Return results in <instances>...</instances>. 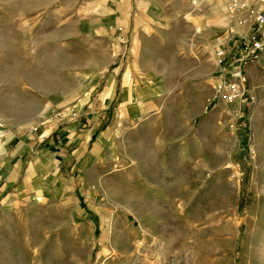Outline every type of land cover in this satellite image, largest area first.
<instances>
[{"label":"rangeland","instance_id":"rangeland-1","mask_svg":"<svg viewBox=\"0 0 264 264\" xmlns=\"http://www.w3.org/2000/svg\"><path fill=\"white\" fill-rule=\"evenodd\" d=\"M232 1L0 0V171L36 185L0 190V264H264V49L245 102L216 56L259 6Z\"/></svg>","mask_w":264,"mask_h":264},{"label":"built area","instance_id":"built-area-1","mask_svg":"<svg viewBox=\"0 0 264 264\" xmlns=\"http://www.w3.org/2000/svg\"><path fill=\"white\" fill-rule=\"evenodd\" d=\"M256 4H263L264 0H251ZM238 1L230 3L229 9H237ZM251 23L256 27V33L247 41L243 42L237 51V57L231 62L227 60V52L220 47L216 50V56L223 66L224 74L228 75L219 87V99L225 103L235 101L245 102L251 97L246 88L248 76L246 74L247 64L259 58L264 49V11L260 7L251 12Z\"/></svg>","mask_w":264,"mask_h":264},{"label":"crops","instance_id":"crops-1","mask_svg":"<svg viewBox=\"0 0 264 264\" xmlns=\"http://www.w3.org/2000/svg\"><path fill=\"white\" fill-rule=\"evenodd\" d=\"M28 164V161H27ZM8 167L7 164H5V167L1 169L0 171V190H7L8 188L11 187H16L17 190H36V185L34 183V171L33 168L31 170V173L29 176H27V181L25 183V185H19L18 182H9L6 177L4 176V170H6V168ZM27 169L29 170V167L27 166ZM29 172V171H28ZM48 176V174H43L42 175V181L45 180L44 178ZM44 188V187H43ZM38 190V189H37Z\"/></svg>","mask_w":264,"mask_h":264},{"label":"bare ground","instance_id":"bare-ground-1","mask_svg":"<svg viewBox=\"0 0 264 264\" xmlns=\"http://www.w3.org/2000/svg\"><path fill=\"white\" fill-rule=\"evenodd\" d=\"M262 5H263V4H259V3H258V6H259L260 8H261ZM263 6H264V5H263ZM193 264H194V263H193Z\"/></svg>","mask_w":264,"mask_h":264}]
</instances>
